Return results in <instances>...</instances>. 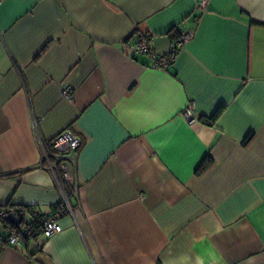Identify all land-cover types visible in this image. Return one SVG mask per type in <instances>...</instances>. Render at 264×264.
<instances>
[{"label": "crops", "instance_id": "crops-1", "mask_svg": "<svg viewBox=\"0 0 264 264\" xmlns=\"http://www.w3.org/2000/svg\"><path fill=\"white\" fill-rule=\"evenodd\" d=\"M175 31L167 69L128 54ZM66 129L72 211L14 244L0 222V264H264V0H0V206L57 210L42 152Z\"/></svg>", "mask_w": 264, "mask_h": 264}, {"label": "built area", "instance_id": "built-area-1", "mask_svg": "<svg viewBox=\"0 0 264 264\" xmlns=\"http://www.w3.org/2000/svg\"><path fill=\"white\" fill-rule=\"evenodd\" d=\"M204 4V2H202ZM192 32H185L180 35L178 40L171 46L170 52L164 56H155L149 47L148 34H139L131 42L128 43V54L135 56L138 53H149L152 58L153 67H161L167 69L174 61L177 53L181 50L184 44L192 38ZM72 88L68 83L61 86L60 95L64 98H71ZM195 103L189 101L182 108V115L187 123L192 124L197 121L195 115ZM32 130L36 133L38 129V121L35 118L31 120ZM37 134V133H36ZM79 138L70 130H62L56 134L51 140V150H44L42 152V159L46 161V169L52 174L55 180L65 182L66 190L62 195L59 207L51 214H41L37 209L34 211V218L32 223H25L21 225L19 232L10 233L7 237L8 244L16 243L20 238H32L36 234L35 226L45 238H50L53 235L62 231L60 223V216L72 211V206L69 199L76 196L79 184L75 180L74 171L76 169V150L79 146ZM0 215H6L5 211H0Z\"/></svg>", "mask_w": 264, "mask_h": 264}, {"label": "trees", "instance_id": "trees-1", "mask_svg": "<svg viewBox=\"0 0 264 264\" xmlns=\"http://www.w3.org/2000/svg\"><path fill=\"white\" fill-rule=\"evenodd\" d=\"M180 33L179 32H177V31H175V33L174 34H171L170 35V38H171V40H172V45L178 40V38L180 37ZM218 113H219V109L216 111V112H214V114L212 115V117L210 118V120H213V119H215V117L218 115ZM210 163V159L209 158H204V160L200 163V165L198 166V168H197V170H196V173H200V172H202L207 166H208V164ZM11 210H16V211H18V215L19 216H21V221H20V225H19V227H16V226H14L11 222H10V220L6 217V215H4V216H2V215H0V222L3 224V226L5 227V228H7L9 231H10V233H14V232H16V233H18L19 232V229H20V227H21V225H23V224H25V223H32V221L31 222H25V221H23L24 219H23V216H24V214H25V212H29L31 215H32V217L34 218V213L29 209V208H25V207H14L12 204H6V205H4V206H0V211H5V213L7 214L9 211H11ZM36 228V234H34L33 236H37L38 235V231L39 230H37L38 229V227H37V224H36V226H35ZM9 233V234H10ZM9 234H7V236H5L4 238H3V240L4 241H7V237H8V235ZM27 238V237H26Z\"/></svg>", "mask_w": 264, "mask_h": 264}, {"label": "water", "instance_id": "water-1", "mask_svg": "<svg viewBox=\"0 0 264 264\" xmlns=\"http://www.w3.org/2000/svg\"><path fill=\"white\" fill-rule=\"evenodd\" d=\"M18 211L16 210H11L6 214V217L10 220V222L16 226L19 227L20 221H21V216H19Z\"/></svg>", "mask_w": 264, "mask_h": 264}, {"label": "rangeland", "instance_id": "rangeland-1", "mask_svg": "<svg viewBox=\"0 0 264 264\" xmlns=\"http://www.w3.org/2000/svg\"><path fill=\"white\" fill-rule=\"evenodd\" d=\"M26 222H27V220H26ZM38 235H40V233H38ZM38 235H37V236H38ZM34 237H36V236H34Z\"/></svg>", "mask_w": 264, "mask_h": 264}]
</instances>
